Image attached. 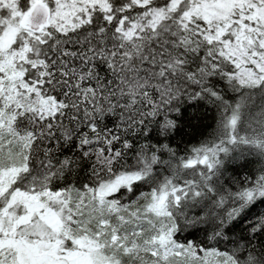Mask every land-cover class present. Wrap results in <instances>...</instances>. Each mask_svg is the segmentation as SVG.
<instances>
[{"label": "snow or ice", "instance_id": "obj_1", "mask_svg": "<svg viewBox=\"0 0 264 264\" xmlns=\"http://www.w3.org/2000/svg\"><path fill=\"white\" fill-rule=\"evenodd\" d=\"M0 264H264V0H0Z\"/></svg>", "mask_w": 264, "mask_h": 264}]
</instances>
